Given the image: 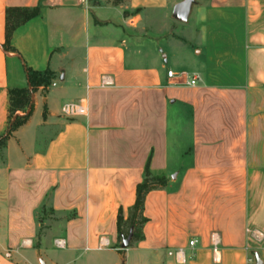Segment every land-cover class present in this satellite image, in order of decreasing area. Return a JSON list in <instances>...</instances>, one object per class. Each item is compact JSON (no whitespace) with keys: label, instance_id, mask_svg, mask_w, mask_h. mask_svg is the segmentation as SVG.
Wrapping results in <instances>:
<instances>
[{"label":"crops","instance_id":"0c3cea01","mask_svg":"<svg viewBox=\"0 0 264 264\" xmlns=\"http://www.w3.org/2000/svg\"><path fill=\"white\" fill-rule=\"evenodd\" d=\"M182 1L0 0V139L26 70L51 77L0 148V264H264V0H195L173 34L146 29ZM35 8L7 41V10ZM72 103L85 115L64 118ZM147 165L166 186L121 249Z\"/></svg>","mask_w":264,"mask_h":264},{"label":"trees","instance_id":"16d2710c","mask_svg":"<svg viewBox=\"0 0 264 264\" xmlns=\"http://www.w3.org/2000/svg\"><path fill=\"white\" fill-rule=\"evenodd\" d=\"M38 9H13L7 10V23H6V38L10 39L12 32L24 24L28 20L38 15ZM26 77L28 87L24 90L11 91L9 94L11 112L14 114L13 108L27 106V113L22 117L13 116L9 123L7 134L0 139V148L4 146L5 141L12 132L26 124L28 118L33 111L31 104V97L39 87L47 88L50 86V74L36 73L26 70ZM166 186L165 178L155 177L151 175L148 165L145 167L143 178L135 189V202L128 210L127 217L124 218L123 213L119 210L116 226L119 240L122 242L131 233V242L135 243L142 240V229L146 223V218L143 216L144 202L147 194L152 191L163 190Z\"/></svg>","mask_w":264,"mask_h":264},{"label":"rangeland","instance_id":"374dc122","mask_svg":"<svg viewBox=\"0 0 264 264\" xmlns=\"http://www.w3.org/2000/svg\"><path fill=\"white\" fill-rule=\"evenodd\" d=\"M195 0L193 5H195ZM192 5V6H193ZM189 19V16H188ZM188 19L186 23L183 24H179L177 22H175V20H173V18L171 16H164V14L161 11H153L151 12L150 16L145 20L146 21V29L148 31H151L153 34H157V35H170L173 34L175 32V27L179 26V27H183L184 25H187L188 23ZM42 92L45 91L47 88L41 87ZM27 110V106H22L21 108H13V111L15 112H20V113H24L23 115H25V111ZM22 117V116H19ZM45 217H41L42 220H45L44 223L41 222L40 225V234L43 233V230L46 229L47 227L51 226L54 224V220L55 217H51L49 215V212H47V216L46 219H43Z\"/></svg>","mask_w":264,"mask_h":264},{"label":"built area","instance_id":"2783aa9c","mask_svg":"<svg viewBox=\"0 0 264 264\" xmlns=\"http://www.w3.org/2000/svg\"><path fill=\"white\" fill-rule=\"evenodd\" d=\"M167 77L173 78V77H175V74L172 73V71H167ZM186 84L193 86V85H195V81L194 80L187 81ZM61 115L67 119H71V118H74L77 116H83V115H85V108L80 106L79 104H76V103L68 104V105H65L61 108ZM210 241H211V251L213 254V261L215 263H218L219 262V258H218L219 239H218L217 234H211ZM196 244H197L196 241L191 240L188 242V247L193 248ZM57 246L63 247L64 243L62 241H59V242H57ZM106 246H107V244H106L105 240L101 239L100 240V246L98 247V250H101V249L105 248ZM178 260L181 263L185 262V259L183 257V253L181 251L179 252Z\"/></svg>","mask_w":264,"mask_h":264},{"label":"water","instance_id":"95a60500","mask_svg":"<svg viewBox=\"0 0 264 264\" xmlns=\"http://www.w3.org/2000/svg\"><path fill=\"white\" fill-rule=\"evenodd\" d=\"M193 3L194 0H183L182 2L175 5L172 11L173 20L179 23H185L187 21ZM130 242L131 233L126 239L121 242V249H127L130 245Z\"/></svg>","mask_w":264,"mask_h":264}]
</instances>
